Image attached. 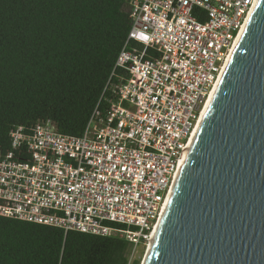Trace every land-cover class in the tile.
I'll return each mask as SVG.
<instances>
[{
	"label": "built area",
	"instance_id": "built-area-1",
	"mask_svg": "<svg viewBox=\"0 0 264 264\" xmlns=\"http://www.w3.org/2000/svg\"><path fill=\"white\" fill-rule=\"evenodd\" d=\"M127 2L130 29L83 132L51 121L11 129L0 216L125 239L129 264L148 248L256 0Z\"/></svg>",
	"mask_w": 264,
	"mask_h": 264
},
{
	"label": "trees",
	"instance_id": "trees-1",
	"mask_svg": "<svg viewBox=\"0 0 264 264\" xmlns=\"http://www.w3.org/2000/svg\"><path fill=\"white\" fill-rule=\"evenodd\" d=\"M127 1L0 0V156L15 126L83 132L130 29ZM129 252L122 238L0 216V264H128Z\"/></svg>",
	"mask_w": 264,
	"mask_h": 264
},
{
	"label": "water",
	"instance_id": "water-1",
	"mask_svg": "<svg viewBox=\"0 0 264 264\" xmlns=\"http://www.w3.org/2000/svg\"><path fill=\"white\" fill-rule=\"evenodd\" d=\"M144 264H264V0L192 137Z\"/></svg>",
	"mask_w": 264,
	"mask_h": 264
},
{
	"label": "bare ground",
	"instance_id": "bare-ground-1",
	"mask_svg": "<svg viewBox=\"0 0 264 264\" xmlns=\"http://www.w3.org/2000/svg\"><path fill=\"white\" fill-rule=\"evenodd\" d=\"M244 25H245V24H244ZM243 27H244V26H243ZM242 29H243V28H242ZM242 29H241V31H242ZM241 31H240V33H241ZM239 35H240V34H239ZM238 37H239V36H238ZM237 39H238V38H237ZM236 41H237V40H236ZM235 44H236V42H235ZM235 44H234V46H235ZM234 46H233V48H234ZM232 50H233V49H232ZM231 52H232V51H231ZM230 55H231V53H230ZM229 57H230V56H229ZM228 59H229V58H228ZM226 63H227V62H226ZM224 68H225V67H224ZM223 70H224V69H223ZM223 70H222V72H223ZM222 72H221V74H222ZM221 74H220V76H221ZM220 76H219L217 82L215 83L214 88L212 89V91H211V93H210V96H209V98H208V100H207V102H206V104H205V107H204V109H203V111H202V114H201V116H200V118H199V120H198V122H197V125H196L194 131H193L192 137H193V135H194V133H195L197 127H198V124H199V122H200V120H201V118H202V116H203V114H204V112H205V109H206V107H207V105H208V103H209V101H210V98H211V96H212V94H213V92H214V90H215V87H216V85H217V83H218V81H219V79H220ZM192 137H191V140H192ZM191 140H190V142H191ZM188 147H189V146H188ZM178 172H179V171H178ZM174 182H175V181H174ZM171 190H172V189H171ZM160 218H161V217H160ZM159 221H160V219H159ZM159 221H158V224H159ZM158 224L155 226V229H154V231H153L152 237L150 238V241H149V244H148V248H147V253H146V256H145V258H144L142 264H144V262H145V260H146V257H147V255H148L149 249H150V247H151V243H152L153 235H154V233H155V230H156Z\"/></svg>",
	"mask_w": 264,
	"mask_h": 264
},
{
	"label": "rangeland",
	"instance_id": "rangeland-1",
	"mask_svg": "<svg viewBox=\"0 0 264 264\" xmlns=\"http://www.w3.org/2000/svg\"><path fill=\"white\" fill-rule=\"evenodd\" d=\"M145 253H147V250H146V248L144 249V247H143V250L141 251V253L138 256V257H140V264L143 262V260H144V258L146 256Z\"/></svg>",
	"mask_w": 264,
	"mask_h": 264
}]
</instances>
